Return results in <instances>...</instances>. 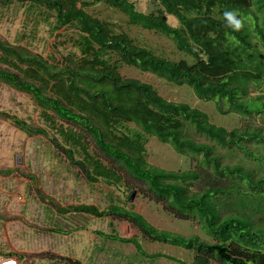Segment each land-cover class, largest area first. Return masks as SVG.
I'll use <instances>...</instances> for the list:
<instances>
[{
  "label": "trees",
  "instance_id": "1",
  "mask_svg": "<svg viewBox=\"0 0 264 264\" xmlns=\"http://www.w3.org/2000/svg\"><path fill=\"white\" fill-rule=\"evenodd\" d=\"M138 1L1 0L7 6L20 3L39 9L56 35L73 30L68 41L79 54L45 56L0 37V81L30 94L58 135L8 111H0V116L26 134L49 138L90 183L120 187L129 176L147 185L145 196L162 202L178 218L197 221L209 239L158 229L127 204L63 206L39 191L62 215L127 221L147 239L190 250L194 258L187 263L165 253H150L137 236H123L116 228L110 233L96 230L98 236L133 244L139 255L152 260L264 264V222L248 213L254 208L264 214V173L241 163L224 164L217 146L198 142L191 134L193 128L216 145L236 149L260 165L264 156L249 144L264 145V128L219 126L200 108L171 101L152 83L121 73L122 66L134 67L173 85L192 87L199 99L214 101L221 114L264 118V95L253 96L251 88L264 84V0H154L152 11L142 10ZM99 3L121 11L131 25L166 35L190 59L167 58L139 44L128 32L116 31L111 22L90 12ZM169 15L178 20L177 25L170 23ZM150 137L171 144L179 154L202 155L197 168L170 171L151 165L147 158ZM14 171L0 169L5 175ZM135 182L127 186L130 192L136 190ZM24 257L14 252L0 255L18 263Z\"/></svg>",
  "mask_w": 264,
  "mask_h": 264
},
{
  "label": "rangeland",
  "instance_id": "2",
  "mask_svg": "<svg viewBox=\"0 0 264 264\" xmlns=\"http://www.w3.org/2000/svg\"><path fill=\"white\" fill-rule=\"evenodd\" d=\"M138 5L144 11L156 8L154 0H139ZM89 10L111 22L116 31L128 32L139 44L151 47L162 56L173 60L190 59L177 49L172 39L131 25L128 17L115 8L99 3ZM169 21L173 25L178 24V20L172 15H169ZM74 34L73 30H65L63 35H56L52 33L50 22L39 9L20 3L7 6L0 0V37L13 44L26 46L45 56L70 52L79 54V50L68 41ZM121 73L125 77L152 83L161 95L171 101L187 102L200 108L208 113L212 123L219 126L227 129L247 126L264 128V118L260 115L221 114L214 101L199 99L188 85L176 86L152 73L129 66H122ZM251 88L253 96L264 95V84L260 88L254 85ZM0 111H8L37 126H45L50 133L58 135L56 128L42 117L41 108L30 94L2 81ZM191 134L198 142L217 146V154L221 156L224 164L241 163L247 168H258L259 174L264 173V162L258 165L236 149L222 148L196 133L193 128ZM249 147L264 156V145L249 144ZM92 148L95 149L93 144ZM147 158L155 167L181 171L197 168L202 155L179 154L171 144L150 137ZM8 168L15 169L14 173H0V255L5 256V252L22 254L25 257L18 264H71L62 258L79 260L82 264H182L165 257L156 260L145 258L138 254L133 244L113 242L96 234V230L110 233L113 228L123 236H137L150 253H165L187 263H191L194 258V253L190 250L147 239L127 221L80 213L62 215L52 204L41 198L39 191L63 206L89 203L106 208L112 203L127 204L158 229L185 236L197 234L203 239H209L197 221L178 218L168 212L162 202L154 201L152 196H145L148 192L147 185L135 182L129 176L120 187H110L103 182L90 183L49 138L26 134L10 120L0 116V169ZM130 182L137 184L133 202L128 199L130 191L127 186ZM228 210L235 212L233 207ZM248 213L254 214L258 222H264L262 212H256L253 208ZM58 229L70 233L55 232Z\"/></svg>",
  "mask_w": 264,
  "mask_h": 264
},
{
  "label": "built area",
  "instance_id": "3",
  "mask_svg": "<svg viewBox=\"0 0 264 264\" xmlns=\"http://www.w3.org/2000/svg\"><path fill=\"white\" fill-rule=\"evenodd\" d=\"M11 261L18 264V261L15 259H2V258H0V264H6V263L11 262Z\"/></svg>",
  "mask_w": 264,
  "mask_h": 264
},
{
  "label": "water",
  "instance_id": "4",
  "mask_svg": "<svg viewBox=\"0 0 264 264\" xmlns=\"http://www.w3.org/2000/svg\"><path fill=\"white\" fill-rule=\"evenodd\" d=\"M212 61H213V58L210 57L209 62H212ZM135 195H136V190H133V191L131 192V195H130V198H129V200H130L131 202L134 201V199H135Z\"/></svg>",
  "mask_w": 264,
  "mask_h": 264
},
{
  "label": "bare ground",
  "instance_id": "5",
  "mask_svg": "<svg viewBox=\"0 0 264 264\" xmlns=\"http://www.w3.org/2000/svg\"><path fill=\"white\" fill-rule=\"evenodd\" d=\"M6 264H16V263L11 261V262H8V263H6Z\"/></svg>",
  "mask_w": 264,
  "mask_h": 264
}]
</instances>
